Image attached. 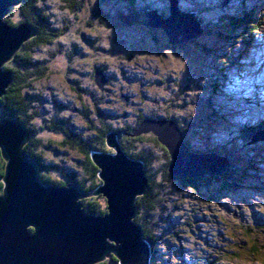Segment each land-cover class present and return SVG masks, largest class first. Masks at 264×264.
I'll use <instances>...</instances> for the list:
<instances>
[{
  "label": "rangeland",
  "instance_id": "374dc122",
  "mask_svg": "<svg viewBox=\"0 0 264 264\" xmlns=\"http://www.w3.org/2000/svg\"><path fill=\"white\" fill-rule=\"evenodd\" d=\"M177 1L180 9L195 13L200 25L195 36L169 40L163 29H152L141 17V10L148 8L167 17L169 0H94L92 11L100 7L107 14L102 24L88 7L72 16L64 12L61 0H41L65 38L56 58L48 56L51 46L35 50L50 62L47 77L34 84L40 117L31 127L40 128L41 118L57 117L63 107L61 119L82 132L80 103L85 92L95 94L91 73L101 65L108 78L101 96L107 113L116 117L114 127L132 126L140 114L153 115L155 121L169 115L167 120L180 123L191 148L238 157L232 166L239 178L234 190H225L221 181L198 189L167 181L149 218L154 264H264V142L253 143L264 128L244 145L240 139L241 131L264 121V0ZM245 12L256 21L255 28L230 24ZM12 19L18 20L16 13ZM116 95L125 97L124 106ZM39 133L52 144L41 160L54 168L48 176L55 180L78 173L82 157L60 145V136ZM149 150L154 158L161 156L154 145ZM220 156L227 160L226 171L230 157Z\"/></svg>",
  "mask_w": 264,
  "mask_h": 264
},
{
  "label": "water",
  "instance_id": "95a60500",
  "mask_svg": "<svg viewBox=\"0 0 264 264\" xmlns=\"http://www.w3.org/2000/svg\"><path fill=\"white\" fill-rule=\"evenodd\" d=\"M21 1L0 0V97L12 78L3 70L4 64L36 34L29 24L12 27L4 22L10 8ZM168 10L167 17L156 10H143L147 25L163 29L169 40L179 35L183 39L195 36L200 25L194 12L180 9L177 0H169ZM94 83L103 90L107 79L102 72H96ZM119 99L126 102L124 96L120 95ZM155 120H142L133 135L149 132L157 137L170 156L171 175L203 178L225 171L227 160L222 156L213 152L193 153L173 121ZM29 137V131L18 121L8 117L0 120V156L4 161L0 264H97L110 256L119 264H150V245L142 239L140 227L133 222L136 198L147 187L144 167L123 153L115 134L106 138L107 146L114 153H90L101 181L92 193L74 184L45 186L38 178L36 163L23 149ZM253 137V143L264 142V130ZM89 195H102L106 201L104 215L84 212L80 201ZM28 227L33 230L28 231Z\"/></svg>",
  "mask_w": 264,
  "mask_h": 264
},
{
  "label": "trees",
  "instance_id": "16d2710c",
  "mask_svg": "<svg viewBox=\"0 0 264 264\" xmlns=\"http://www.w3.org/2000/svg\"><path fill=\"white\" fill-rule=\"evenodd\" d=\"M40 2L41 0H22L18 6L10 8L8 15L4 18V22L12 27H16L22 23L29 24L35 28L36 34L24 42L15 53L14 57L3 66V70L9 72L12 78L9 86L5 90V93L0 97V120L4 117H10L11 119L21 123L29 131L30 137L23 149L26 155L36 163L38 178L45 186L53 185L57 187H64L70 184H75L80 189L88 193H92L101 185V181L98 178V168L92 163L90 153H109L111 150L106 144V138L111 133L115 134L123 153L131 160L140 161L144 167L147 187L145 192L136 198V213L133 218V222L140 227L142 239L150 245V264H154L153 259L155 247L150 234L151 223L149 218L153 216L155 210L161 202L164 188L168 183L167 181L170 182V180H179L184 185L195 187V189H198L199 187H208L221 181L224 184L223 188H225V190H234L239 181V178H237L234 173L232 174V166L235 164V161H237V154H235V158L229 152H222V150L221 153L219 150L217 151L215 149H193L183 136L184 143L191 151H213L219 153L220 155L224 154L229 156V166L222 175H213L205 178H178L171 175L168 171L169 164L171 162L170 156L167 149L159 143L156 136L152 133L146 135L140 134L138 136L133 135L135 129L142 120L145 118H154L155 116L148 115V117H145L140 114L137 116L134 125L114 127L113 122L116 120V117L111 116L109 114V110H105L104 107H107L108 105L104 101V97L101 96L103 95V91H106V87L104 86L103 90H100L94 83V74L96 72H102L105 75L101 65L96 66L91 73V83L95 89V94L91 91L85 92V100L83 99L82 103H80L82 106L80 114L81 120L85 123L83 128H81L82 132L79 130V132L76 133L67 120L61 119L59 115L63 113V107H60L62 112L57 117L48 115L45 119L41 118L40 120L43 122L40 128L35 125H32L31 127V121L40 117V111L36 109L35 104L37 100H34L36 96L32 95L35 93L34 84L47 77L49 69L46 61L50 62L48 59H42L41 56L35 52V50L39 48L45 49L50 46L52 48L54 45V49H49L50 53L48 56L51 59L56 58L58 54L62 52L59 48V41L65 38L64 35L61 34L60 30L54 25L53 18L49 15V13H47V11L42 9ZM94 3V0H61V7L65 10L64 12L69 11L72 16L81 13L88 7L89 10H91V15L100 20L97 23L102 24L105 22L107 14L103 15L99 6V10L95 12L92 11ZM129 3L132 4V0H129ZM142 6L146 8L144 3ZM92 12L94 14H92ZM15 13L18 16V20L16 22L12 19ZM140 13L142 15L143 10H141ZM165 16H167V14ZM74 17L76 18V16ZM120 17L123 21H126L128 18L123 16ZM141 17H143V15ZM132 18L136 17L132 16ZM242 22L245 23V28L254 27V24L256 23V21L250 16V13L247 14L245 12L243 15L239 17L236 16V18L234 17V19H231L230 24H239ZM87 24L91 26V22L88 21ZM65 29L68 30V27L65 26ZM68 58L71 59V55H68ZM105 78L108 81L106 75ZM77 89H79L78 85ZM87 98L89 105L86 103ZM116 99L118 101L120 100L117 95ZM122 105L124 106V102H122ZM159 119L167 120L171 119V117L169 115H165ZM174 123L183 134L185 131L181 127L180 123L177 121ZM261 128H264V121L256 127H247L244 131H241L240 139L241 141L243 140V145L250 139L251 135ZM42 130L46 131L50 135L52 134V136H60L62 140L60 145L67 146L68 149L74 151L77 155L82 157L80 166L76 170L78 173L72 172V174L69 173L66 175L63 173V179L55 180L48 176V170H54V168L45 167L41 160L44 159V154H50L52 144L50 143V140L45 141L44 139V141H42V138L38 135ZM153 145L160 150L161 156H156L154 158V155L149 150V148ZM137 146L145 149L142 150L137 148ZM234 148L235 145L233 146V150ZM153 162H156L158 165H155V167L157 166V169L152 167ZM3 174L4 161L0 157V195L2 194L3 185L1 178ZM157 175L160 176L159 179L157 178ZM104 201L105 199L102 195L95 197L91 196L90 198L81 200L82 209L88 214L102 216L106 213L105 206H103ZM31 230L32 229H30V231ZM97 264H119V262L114 256H110Z\"/></svg>",
  "mask_w": 264,
  "mask_h": 264
},
{
  "label": "bare ground",
  "instance_id": "6f19581e",
  "mask_svg": "<svg viewBox=\"0 0 264 264\" xmlns=\"http://www.w3.org/2000/svg\"><path fill=\"white\" fill-rule=\"evenodd\" d=\"M148 9H149V8H148ZM148 9H146V10H148ZM168 15H169V14H168ZM168 15H167V16H168ZM145 19L147 20L146 16H145ZM74 185H75V184H74ZM0 193H1V192H0ZM1 195H2V194H1ZM1 195H0V196H1ZM90 196H92V195H90ZM85 198H86V197H85ZM81 204H82V203H81ZM84 212H85V211H84ZM85 213H86V212H85ZM87 214H88V213H87ZM27 229H28V231H30V229H32V230H33V228H32V227H28ZM32 230H31V231H32ZM31 231H30V232H31Z\"/></svg>",
  "mask_w": 264,
  "mask_h": 264
}]
</instances>
